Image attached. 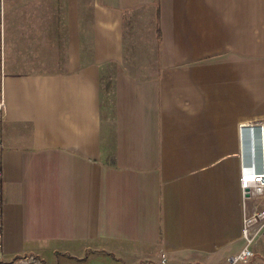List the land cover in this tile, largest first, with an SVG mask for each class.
Masks as SVG:
<instances>
[{"label":"crops","instance_id":"0c3cea01","mask_svg":"<svg viewBox=\"0 0 264 264\" xmlns=\"http://www.w3.org/2000/svg\"><path fill=\"white\" fill-rule=\"evenodd\" d=\"M0 90V264H225L245 246L264 0H0Z\"/></svg>","mask_w":264,"mask_h":264},{"label":"built area","instance_id":"2783aa9c","mask_svg":"<svg viewBox=\"0 0 264 264\" xmlns=\"http://www.w3.org/2000/svg\"><path fill=\"white\" fill-rule=\"evenodd\" d=\"M5 117V101L0 90V131ZM253 128H250V130ZM261 128L259 133L261 132ZM252 132V131H251ZM261 135V133H260ZM262 137V136H261ZM2 138L0 133V259L2 253ZM239 189L243 197L259 195L264 191V161L259 171L253 166L241 168L239 176ZM242 239L245 242L243 249L235 256L230 257L225 264H247L253 258L254 242L264 237V209L255 211L246 216L241 230ZM161 264H166L164 255L161 256Z\"/></svg>","mask_w":264,"mask_h":264},{"label":"bare ground","instance_id":"6f19581e","mask_svg":"<svg viewBox=\"0 0 264 264\" xmlns=\"http://www.w3.org/2000/svg\"><path fill=\"white\" fill-rule=\"evenodd\" d=\"M28 263H30V261H28V260H20V261H18L17 264H28Z\"/></svg>","mask_w":264,"mask_h":264}]
</instances>
